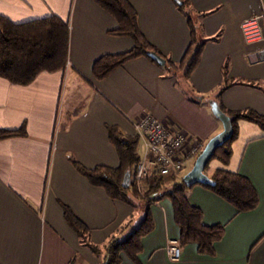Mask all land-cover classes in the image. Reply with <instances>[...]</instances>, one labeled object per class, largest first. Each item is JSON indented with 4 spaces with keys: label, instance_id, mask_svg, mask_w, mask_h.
Here are the masks:
<instances>
[{
    "label": "crops",
    "instance_id": "0c3cea01",
    "mask_svg": "<svg viewBox=\"0 0 264 264\" xmlns=\"http://www.w3.org/2000/svg\"><path fill=\"white\" fill-rule=\"evenodd\" d=\"M128 1L146 40L179 62L190 31L173 0ZM190 1L194 10L205 13L196 22L199 37L209 40L187 78L183 71L169 74L140 56L96 80L94 61L130 50L133 41L109 33L116 21L94 0H0V14L14 22L52 14L69 21L64 70L42 72L27 85L0 77V128L23 125L27 132L0 140V264H101L104 253L93 254L80 242L65 222L63 205L90 229V241L98 246L140 221L138 206L111 199L70 162L72 157L85 168L118 166L106 125L132 137L137 134L134 122L150 114L171 131L186 134L188 143L196 139L205 145L222 129L211 101L264 116V38L249 45L241 31L245 17L264 12V0ZM224 82L235 83L217 95ZM65 83L70 88L62 98ZM138 150L143 151L141 140ZM218 169L248 178L258 193L257 206L237 212L207 188L192 185L189 203L202 211L205 225L222 224L224 233L214 243V255L199 254L190 243L179 245L180 258L171 260L168 249L179 230L172 205L163 198L151 205L154 226L141 239L138 264H264V130L240 120L228 164L211 160L204 172L211 176ZM133 178L134 169L127 181ZM120 258V264H136L124 254Z\"/></svg>",
    "mask_w": 264,
    "mask_h": 264
},
{
    "label": "trees",
    "instance_id": "16d2710c",
    "mask_svg": "<svg viewBox=\"0 0 264 264\" xmlns=\"http://www.w3.org/2000/svg\"><path fill=\"white\" fill-rule=\"evenodd\" d=\"M94 2L116 21V28L109 33L115 36H127L133 41L130 50L120 54H104L94 61L92 75L96 80L107 77L114 69L121 67L130 59L144 56L152 60L148 56L150 52L156 53L165 60L162 66L169 74L175 75L183 71L184 77L187 78L197 64L203 46L209 40L199 37L200 26L196 22V18L205 13L194 10L190 0H173L178 11L186 18L190 31L189 45L181 60L175 63L146 40L138 26L137 12L128 0H94ZM216 39L214 37L212 40ZM68 46V19L52 14L14 22L0 14V77L12 84L27 85L42 72L53 73L64 70L68 62ZM225 73L226 66H224ZM234 83L224 82L217 89L216 94H220ZM216 103L229 117L232 135L215 149L209 162L218 160L226 165L231 157V144L238 135V122L246 120L264 130V116L250 108L228 110ZM106 130L108 140L115 148L118 157L117 167L98 165L85 168L72 157L70 162L91 185L103 188L111 199L138 206L142 217L135 227L127 229L123 234L120 230L103 246H98L90 241V229L69 207L63 205L65 222L76 233L80 242L93 254L104 253L105 260L101 264H120L121 254L138 264V254L142 250L141 239L152 231L154 226L150 212L151 205L167 198L172 205L174 222L179 230L177 244L184 246L193 243L196 244L199 254L214 255V243L221 239L224 225H205L202 222V211L192 206L187 198V191L191 186L183 183L181 175L176 177L175 174L161 175L156 172L145 177L140 187H137L134 178L128 182L129 172L132 169L135 172L136 164L141 157L138 150L139 135L129 137L116 125H106ZM23 136H27L23 125L13 129L0 128V140ZM210 178L214 182L213 185H200L229 203L237 212L250 211L257 206L258 193L248 178L226 169L216 170Z\"/></svg>",
    "mask_w": 264,
    "mask_h": 264
},
{
    "label": "built area",
    "instance_id": "2783aa9c",
    "mask_svg": "<svg viewBox=\"0 0 264 264\" xmlns=\"http://www.w3.org/2000/svg\"><path fill=\"white\" fill-rule=\"evenodd\" d=\"M241 31L247 44L260 43L264 38V12L245 17L241 21ZM133 126L143 146L134 172L137 187L152 172L161 175L178 174L189 162H194L204 146L196 139L188 143L186 134L171 131L161 120L150 114H143ZM180 252L177 242L168 249L171 260H178Z\"/></svg>",
    "mask_w": 264,
    "mask_h": 264
},
{
    "label": "water",
    "instance_id": "95a60500",
    "mask_svg": "<svg viewBox=\"0 0 264 264\" xmlns=\"http://www.w3.org/2000/svg\"><path fill=\"white\" fill-rule=\"evenodd\" d=\"M148 56L159 65L165 64V60L154 52L148 53ZM210 109L212 114L221 122L222 129L208 139L201 152L195 158L190 169L183 174L182 181L187 186L195 184L211 186L214 184L213 180L204 172V170L215 149L221 146L232 135L230 119L222 110H220L215 101L210 102Z\"/></svg>",
    "mask_w": 264,
    "mask_h": 264
},
{
    "label": "rangeland",
    "instance_id": "374dc122",
    "mask_svg": "<svg viewBox=\"0 0 264 264\" xmlns=\"http://www.w3.org/2000/svg\"><path fill=\"white\" fill-rule=\"evenodd\" d=\"M68 84L66 85V83L64 84V88H63V93H62V98H64V96L68 93V90H69V88H68ZM68 95V94H67ZM192 166V163H191V165H188L187 167H185V168H183L182 170H181V176H183V174L185 173V172H187L189 169H190V167ZM205 170H206V168H205ZM204 170V171H205ZM137 225V223L134 225V227Z\"/></svg>",
    "mask_w": 264,
    "mask_h": 264
}]
</instances>
